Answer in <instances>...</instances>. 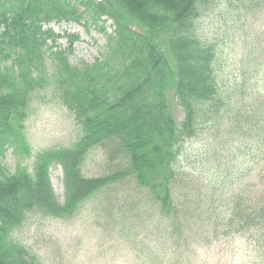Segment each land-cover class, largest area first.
<instances>
[{"label": "trees", "instance_id": "trees-1", "mask_svg": "<svg viewBox=\"0 0 264 264\" xmlns=\"http://www.w3.org/2000/svg\"><path fill=\"white\" fill-rule=\"evenodd\" d=\"M217 6L230 7L235 25L258 19L264 0H0V148L23 149L28 109L49 86V70L82 132L69 148L39 153L32 173L0 167V264H37L14 232L33 217L71 219L97 195H110L118 225L149 242L153 264H207L201 255L215 243L223 247L210 264H235L236 239L247 244L246 258L264 264V18L251 42L239 38L241 53L224 73L198 24ZM61 23L100 27L103 53L72 64L78 37L54 32ZM192 140L206 142L207 171L178 164ZM96 149L114 170L86 177L83 163ZM228 154L242 168L221 163ZM222 165L224 177L209 178ZM56 166L62 202L49 181Z\"/></svg>", "mask_w": 264, "mask_h": 264}, {"label": "rangeland", "instance_id": "rangeland-1", "mask_svg": "<svg viewBox=\"0 0 264 264\" xmlns=\"http://www.w3.org/2000/svg\"><path fill=\"white\" fill-rule=\"evenodd\" d=\"M229 8L213 7L212 11L198 22L202 31L207 35L206 38L216 44L218 58L222 55V63L229 68L225 69L224 73L233 69L232 64L237 54L241 53L239 38L249 36L246 41L251 42L253 34L261 28V19L264 18V9H262V13L257 11L258 19L248 20L247 16H242L234 25L233 21H230L233 13ZM103 27L107 33H111L112 27L109 21ZM51 28L57 34L63 35L67 32V34H74L78 37L73 47V55L70 57V62L74 65L82 62L90 64L103 53L106 41L105 35L99 30L100 27H90L86 31L80 25L61 23L53 24ZM59 44L63 47L67 46V40L62 39ZM48 73L51 79L49 86L33 97L28 109V117L23 130V149L14 151L11 147L0 148V167L6 168L9 173L23 168L32 173L39 153L50 149L69 148L82 134L73 115L61 105L55 94L53 71L49 70ZM169 95L173 119L176 124H179L183 117L182 111L172 94ZM249 95L253 97L251 90H249ZM205 143L198 140L184 143V156L180 157L178 164L200 172L207 171L203 166L202 157L205 156ZM103 154L101 149L90 153L83 163L84 176L96 177L108 173V170H114L110 169ZM242 160L234 156L229 157L228 154L227 157L221 159V163L237 164V167L242 168L240 165L244 164ZM226 166L222 165L219 171L209 174V178L224 177ZM48 175L54 194L62 202L64 190L61 167L56 166L49 169ZM233 177L234 172L231 173V181ZM237 190L238 186L234 185L228 191L229 193H224V197ZM109 199H112L110 195H97L83 205L79 213L71 219L33 217L24 227L15 231L13 236L37 257V264H153L150 258L149 242L136 239L128 226L118 225L116 222L118 212ZM118 219L120 220L119 217ZM222 247L223 244L215 243L211 250L207 252L203 250L201 256L204 258L200 261L207 264L216 262L218 256L215 253ZM248 251L247 244L242 239H236L230 251L231 259L235 260V264H255L251 258L245 257L248 256ZM226 252H229L228 246H226Z\"/></svg>", "mask_w": 264, "mask_h": 264}]
</instances>
